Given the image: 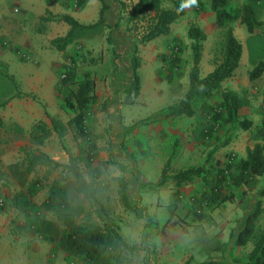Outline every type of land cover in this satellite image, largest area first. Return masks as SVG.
<instances>
[{"label": "rangeland", "instance_id": "374dc122", "mask_svg": "<svg viewBox=\"0 0 264 264\" xmlns=\"http://www.w3.org/2000/svg\"><path fill=\"white\" fill-rule=\"evenodd\" d=\"M84 1L74 0V8L79 10ZM245 1L236 0L235 3L241 5L236 9L243 10ZM185 2L186 15L174 23L171 33L162 39V49L155 52L153 47L139 48L143 69L139 94L134 92L132 86L133 48L126 43L120 29L110 28L120 19L112 26L76 29L69 40H65L66 36L58 38L55 45L52 41L47 48L38 41L34 57L19 49L6 51L9 62L0 69V93H4L0 96V217L14 213L15 219H25L28 215L34 220L57 218L56 212L45 210L44 203L51 188H59L65 191L69 199L70 212L76 223L101 228L117 236L119 223L128 220L126 214L135 213L128 208L125 198L127 189L124 183L128 185L125 171L131 170L133 174L130 188L132 198L135 203H140L139 179L134 162L137 160V165L140 164L141 154L154 150L153 147L147 148L140 134L146 120L141 118V113L158 110L155 115L164 114L166 107L185 95L194 59L189 29L191 26L200 27L201 23L210 26L209 22H202L198 16L206 13L207 1ZM165 4L172 6L171 1ZM254 9L255 16L263 15L264 0ZM74 61L78 79H82L86 72H92L96 78L97 94L87 109L86 136L79 135L71 124L75 111L65 105L66 97L77 90L75 85H62L65 73L75 66ZM16 62L21 63L20 69L14 65ZM33 73H36L34 75L38 80L33 81ZM35 86L38 90H34ZM9 89L14 90L11 94L14 96L9 95ZM242 117L253 119L258 126H253L249 131L230 126L234 131L230 139L235 136L239 142L237 151L232 152L237 156L239 150L244 151L249 144L254 145L253 138L255 141L261 139L258 132L264 129L262 115H251L245 111ZM186 140L183 135L177 141L175 156H180L186 145H192V138ZM91 145L97 154L94 161L88 157ZM65 157L67 162H63ZM211 163L217 164L216 161ZM213 164L209 181L214 179ZM154 183L153 180L149 182ZM228 191L232 194L230 202H235L236 194ZM14 200L21 205L19 211L11 209ZM175 202L178 206L173 213H177L180 219L181 215L188 217L192 214V183L180 189ZM188 203H191V207L187 206ZM257 203L255 199L245 196L240 202L244 205L241 213L247 217L256 210ZM261 204L263 206L264 201ZM102 220L114 223L111 224L113 229L109 230ZM151 235L150 226H145L142 237ZM123 252L131 256V264H138L135 256H140V253L131 252L125 247L109 254L103 264H124L129 257L124 258L121 255Z\"/></svg>", "mask_w": 264, "mask_h": 264}, {"label": "crops", "instance_id": "0c3cea01", "mask_svg": "<svg viewBox=\"0 0 264 264\" xmlns=\"http://www.w3.org/2000/svg\"><path fill=\"white\" fill-rule=\"evenodd\" d=\"M104 1L107 5L104 26H112L121 17V6L119 0ZM124 1L131 3V0ZM235 1L230 2L229 10L241 7ZM74 3V0H0V69H3L9 62V54L6 51L19 49L22 53L28 52L34 57L38 49V41L43 42L46 45L44 48H47L52 41L67 36L71 27L62 20L64 16H71L81 25H92L100 20L102 10L100 0H85L79 10L74 8ZM207 3L206 13L198 15L202 22L207 21L210 24L209 27L204 23L200 24L207 35L201 61L203 77L212 73L222 62L224 46V30L217 25L216 14L211 9V2L207 1ZM164 6L172 7L165 2ZM263 15L256 16L253 33H249L241 21L234 25V35L243 47L242 58L234 75L223 82L221 89L215 92L209 101L210 107L216 108L215 111L218 110L216 105L222 101L223 93L230 90L239 95H247L250 101L249 106L240 110L241 117L242 112L249 111L251 115L260 114L264 118V74L254 81L250 79V72L264 61ZM120 31L124 33L126 43L134 49L138 40L127 32L126 25L122 26ZM165 37L162 36L148 44L139 45V48L153 47V50L158 52L163 47L161 46L162 39ZM14 65L19 69L22 66L19 62ZM141 70L143 69L140 67L138 73L142 86ZM15 72L18 73L19 70ZM0 77L2 78V74ZM32 79L33 81L38 80L35 75ZM156 81L158 82V79ZM37 88L35 86L34 90H38ZM12 93L14 90L9 89L10 96H14L11 95ZM1 95L3 96L4 93H0ZM156 112L158 110L141 113V118L146 120L141 127L140 134L145 139L147 148L153 147L154 150L141 154L140 164L137 165V160L134 162L137 179H139L140 203H135L132 198L133 193L130 188L133 174L131 170L125 171L124 176L129 187L125 198L128 208L135 213L126 214L128 220L119 223L117 236L122 243L128 246L139 247L135 251L140 253V256H135L139 260L138 264H187L189 261L203 263L212 260L225 264H235V261L247 262L248 255L253 249V243L240 247L235 245L238 234L245 227L246 219L241 213L244 205L240 202L245 199V196L257 202L264 201V197L259 195L264 187V181L256 178L241 188L231 185L229 190L236 194V201L206 205L203 207L202 217H199L194 204V200L200 197L204 190L215 184L217 170L225 167L232 156L235 157L236 162L244 158L247 149L239 150V156L237 153H232L237 151L236 146L239 142L234 138L235 136L230 139L234 132L230 127L231 124L225 125L212 121V115L209 116L206 110H198L193 117L171 118H164V114L155 115ZM262 124H264L263 121ZM253 126H258V123H253ZM183 135L185 141H187L186 138L189 140L192 138V145H186L184 152L180 156H175L174 147ZM259 141L261 139L255 141L253 138L254 144ZM248 147H252L251 144ZM207 159L217 163H212L215 165L214 179L209 181L210 178L207 177L208 179L204 181L203 178H197L192 182V214L188 217L181 215L182 219H180L173 211L178 206L175 199L182 187L178 189L171 184L160 185L162 171L169 160H171V169L168 170V175L173 176L176 171L198 166ZM63 162H67L66 157ZM229 174L236 176L239 171L234 167ZM149 179L155 183L149 184L152 181ZM11 205L13 211L21 209V205L15 200ZM187 206L191 207V203ZM261 207L263 209L262 220L260 218L257 230L264 227V205ZM45 220L56 221L57 218L34 220L28 215L25 219H15L14 213L0 217V264H83L82 260L68 256L59 247V239L45 234L43 227ZM102 223L109 230L113 229L111 224L114 223L107 220H102ZM145 226H150L152 235L145 237L146 241L142 245L144 240L142 232ZM61 228H64L63 225ZM123 247L125 246L121 248ZM140 247L143 249L140 250ZM121 255L124 258L129 257L124 264H131L129 262L131 256H126L125 252Z\"/></svg>", "mask_w": 264, "mask_h": 264}, {"label": "trees", "instance_id": "16d2710c", "mask_svg": "<svg viewBox=\"0 0 264 264\" xmlns=\"http://www.w3.org/2000/svg\"><path fill=\"white\" fill-rule=\"evenodd\" d=\"M100 1L102 2V10L100 20L97 23L81 25L71 16L62 17V20L71 27L65 40H69L76 29H92L105 25L104 18L107 5L104 0ZM166 1L172 2L171 8L164 6ZM197 1L200 3L203 1L211 2V9L216 14L217 25L225 30L222 62L206 77L201 75V61L207 35L200 27L191 26L189 37L193 41L194 59L189 73V88L178 102L166 109L163 117H193L198 110H206L209 116L212 115L211 120L216 123L231 124L242 131H249L253 128V121L240 116V110L250 104L247 95H239L230 90L225 91L222 95V101L217 106V111H215L216 108L210 107L209 101L215 92L221 89L223 82L231 78L240 66L243 47L234 35V25L237 21H241L247 27L248 32L253 33L256 25L254 6L259 4L261 0H247L243 10H229L228 5L232 0ZM119 3L121 6L120 20L110 28L119 30L126 25L127 32L138 40V44L133 49L131 71L133 90L136 94H139L141 90V79L138 73L141 67L139 45H145L162 36H168L171 33L172 25L186 15V2L185 0H136L135 2L131 0V3H126L124 0H119ZM56 42L57 40L53 41L54 45ZM73 63H75V66L65 73L62 85L64 87L75 85L77 90L66 97L65 105L69 110L75 111L71 124L75 126L79 135L86 136L87 109L97 94L96 78L92 72H86L82 79H78L76 61ZM263 74L264 61L260 62L250 72V79L254 81ZM211 111L214 113L212 114ZM258 133L261 136V141L255 143L252 147H248L246 156L237 162L234 156L230 157L225 167H220L217 170L215 184L204 190L200 197L194 200L199 217L203 215L204 206L231 201L232 194L230 195L228 191L231 185L241 188L256 178H261L264 181V129ZM96 156L97 154L91 145L88 151L89 160L94 161ZM170 164L171 160L166 163L159 183L160 185L171 184L178 189L192 183L197 178H203L206 181L212 168V163L207 159L198 166L179 170L173 176H168ZM234 167L239 171L236 176L229 174ZM124 184L126 190L128 185ZM259 195L264 197V187L260 190ZM261 205V201L258 202L256 210L246 217L245 227L238 234L235 241L236 247L253 243L248 261L245 263L235 261V264H264V227L257 230V224L263 213ZM44 207L53 210L57 214L56 221L45 220L43 222L45 234L59 239V247L70 257L78 258L88 264H103L109 254H113L122 246H125L131 252L139 249V247L122 243L118 236L114 237L104 229L91 228L76 223L73 214L70 212L71 205L64 190L51 188ZM62 225L63 229L61 228ZM145 241L144 237L142 245ZM187 264L225 263L212 260L203 263L189 261Z\"/></svg>", "mask_w": 264, "mask_h": 264}]
</instances>
